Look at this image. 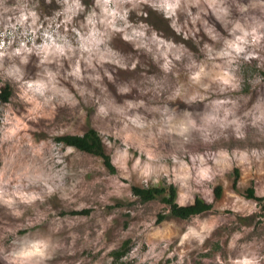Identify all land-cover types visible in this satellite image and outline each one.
<instances>
[{"label": "rangeland", "instance_id": "rangeland-1", "mask_svg": "<svg viewBox=\"0 0 264 264\" xmlns=\"http://www.w3.org/2000/svg\"><path fill=\"white\" fill-rule=\"evenodd\" d=\"M88 129L113 172L57 142ZM170 185L211 210L131 193ZM249 187L264 197V0H0V264H264Z\"/></svg>", "mask_w": 264, "mask_h": 264}, {"label": "trees", "instance_id": "trees-1", "mask_svg": "<svg viewBox=\"0 0 264 264\" xmlns=\"http://www.w3.org/2000/svg\"><path fill=\"white\" fill-rule=\"evenodd\" d=\"M8 94L5 93L2 95L1 100L6 101ZM58 143H61L68 147H73L76 150L81 152L99 157L102 160L104 167L109 171L113 172L112 165L110 163V158L103 149V144L98 136V134L92 130L88 129L84 134L79 136H63L57 139ZM238 176V172L235 170V178ZM222 189L220 186L214 188V195L216 198H219L221 195ZM246 197L252 199L256 202L264 201V197H256L252 187H249L245 190ZM131 193L141 202H148L156 199L157 197L162 196L163 202L169 207L170 216L182 220L189 219L191 217L200 215L202 213L208 212L211 210L212 205L206 203L204 200L196 197L193 202L189 205L181 206L176 203L177 192L174 186L170 185L168 187H131ZM264 209V202L262 204ZM163 217L159 216V221ZM127 243H124L123 246L113 253L114 259H120L127 253Z\"/></svg>", "mask_w": 264, "mask_h": 264}, {"label": "snow or ice", "instance_id": "snow-or-ice-1", "mask_svg": "<svg viewBox=\"0 0 264 264\" xmlns=\"http://www.w3.org/2000/svg\"><path fill=\"white\" fill-rule=\"evenodd\" d=\"M86 2H87V0H86Z\"/></svg>", "mask_w": 264, "mask_h": 264}]
</instances>
